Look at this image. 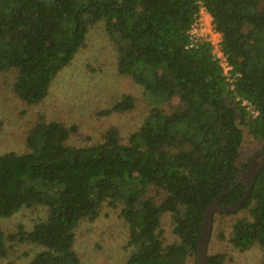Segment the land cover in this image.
Returning <instances> with one entry per match:
<instances>
[{
  "label": "trees",
  "instance_id": "trees-1",
  "mask_svg": "<svg viewBox=\"0 0 264 264\" xmlns=\"http://www.w3.org/2000/svg\"><path fill=\"white\" fill-rule=\"evenodd\" d=\"M199 4L221 34L232 85L208 43L187 48ZM98 23L113 44L116 73L140 89L148 114L125 141L110 128L89 146L70 145L76 125L40 119L26 136V152L0 153V219L46 209L30 231L19 226L6 236L0 228V259L10 240L42 249L29 264H82L74 230L97 219L107 203L128 230L123 264H186L196 257L205 209L222 192L225 207L245 192L236 181L246 167L242 127L264 143V0H0V73H15L20 100L40 103ZM135 106L136 97L123 94L99 116ZM150 189L160 201L147 195ZM240 210L248 218L232 224L228 243L240 252L254 246L264 252V168ZM164 216L176 238L169 245L162 239ZM225 259L207 252L206 264Z\"/></svg>",
  "mask_w": 264,
  "mask_h": 264
},
{
  "label": "rangeland",
  "instance_id": "rangeland-1",
  "mask_svg": "<svg viewBox=\"0 0 264 264\" xmlns=\"http://www.w3.org/2000/svg\"><path fill=\"white\" fill-rule=\"evenodd\" d=\"M15 73H0V153L22 154L26 149V136L40 119L59 121L66 125H76L79 134L73 137L70 145L89 146L101 142L110 128L119 131L121 139L137 129L148 105L140 89L127 77L116 73V58L113 44L105 33L103 23L93 26L86 39L85 48L74 57L70 65L63 69L51 82L48 95L40 103L27 105L14 92ZM123 94L136 97L132 112L101 117L99 112L110 107L113 101ZM173 100V104H176ZM243 141L240 162H246L262 150L264 143L253 139L246 127H242ZM148 196L158 202L162 195L150 189ZM119 209L110 204L99 208L98 218L82 220L74 230V251L82 264H123L128 254L126 242L128 230L118 215ZM46 209L37 206L22 209L9 219H0V228L6 236L16 234L18 227L30 231L34 223L44 219ZM241 218H248L246 210L230 214L214 213L208 254L222 253L224 264H264V252L258 246L240 252L229 243L231 226ZM163 244L176 242L171 233L170 219L161 220ZM223 235V239H219ZM7 255L0 264H29L33 256L42 249L27 242L8 240ZM195 257H188L186 264H195Z\"/></svg>",
  "mask_w": 264,
  "mask_h": 264
},
{
  "label": "water",
  "instance_id": "water-1",
  "mask_svg": "<svg viewBox=\"0 0 264 264\" xmlns=\"http://www.w3.org/2000/svg\"><path fill=\"white\" fill-rule=\"evenodd\" d=\"M264 168V148L257 152L248 161L244 170L240 171L236 176L237 182H243L245 184V192L241 199L235 204L230 206H222L220 204L221 199L225 195V192L219 194L211 204L205 209L203 214V220L201 225L200 235L196 246V261L195 264H206L207 262V248L211 235L212 216L214 212L230 214L238 212L246 199L250 196L252 187L255 182V178L258 173Z\"/></svg>",
  "mask_w": 264,
  "mask_h": 264
},
{
  "label": "built area",
  "instance_id": "built-area-1",
  "mask_svg": "<svg viewBox=\"0 0 264 264\" xmlns=\"http://www.w3.org/2000/svg\"><path fill=\"white\" fill-rule=\"evenodd\" d=\"M206 14L207 13L203 5L199 4L198 14L196 15L188 32L189 44L187 45V48L193 47L201 41L208 43L211 47V53L214 59L217 61L218 66L222 70L223 76L226 81L232 85L234 75L232 73V67L229 65L226 56L223 53L221 34L212 28L211 20L205 19ZM238 101H240L241 106L244 107L247 112L252 115L257 114L253 109V105L249 101L245 99H238Z\"/></svg>",
  "mask_w": 264,
  "mask_h": 264
},
{
  "label": "crops",
  "instance_id": "crops-1",
  "mask_svg": "<svg viewBox=\"0 0 264 264\" xmlns=\"http://www.w3.org/2000/svg\"><path fill=\"white\" fill-rule=\"evenodd\" d=\"M205 19H206V20H208V19L211 20V17H210L208 14H206Z\"/></svg>",
  "mask_w": 264,
  "mask_h": 264
}]
</instances>
